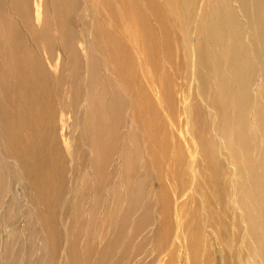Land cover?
<instances>
[{
	"label": "rangeland",
	"instance_id": "rangeland-1",
	"mask_svg": "<svg viewBox=\"0 0 264 264\" xmlns=\"http://www.w3.org/2000/svg\"><path fill=\"white\" fill-rule=\"evenodd\" d=\"M237 8L0 0V264H237L201 191Z\"/></svg>",
	"mask_w": 264,
	"mask_h": 264
},
{
	"label": "bare ground",
	"instance_id": "bare-ground-1",
	"mask_svg": "<svg viewBox=\"0 0 264 264\" xmlns=\"http://www.w3.org/2000/svg\"><path fill=\"white\" fill-rule=\"evenodd\" d=\"M234 1L252 41L228 54L225 69L229 77L215 82L220 88L224 117L216 135L220 148L212 143L208 152L211 181L201 191L207 195L204 202L208 227L212 228L214 221L222 241H228L231 227L239 230L230 237L237 264H264V0ZM255 82L256 90H252ZM217 148L223 151L231 169L226 178L216 158ZM210 188L219 191L222 198L218 199Z\"/></svg>",
	"mask_w": 264,
	"mask_h": 264
}]
</instances>
